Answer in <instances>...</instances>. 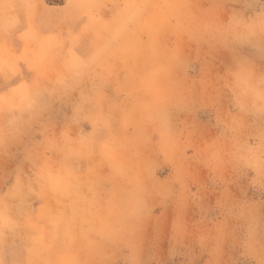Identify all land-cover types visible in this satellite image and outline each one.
<instances>
[{
    "label": "clouds",
    "instance_id": "9594fccd",
    "mask_svg": "<svg viewBox=\"0 0 264 264\" xmlns=\"http://www.w3.org/2000/svg\"><path fill=\"white\" fill-rule=\"evenodd\" d=\"M0 264H264V0H0Z\"/></svg>",
    "mask_w": 264,
    "mask_h": 264
}]
</instances>
